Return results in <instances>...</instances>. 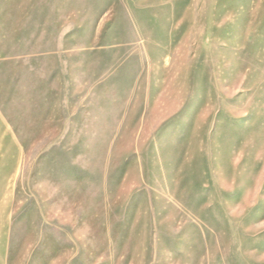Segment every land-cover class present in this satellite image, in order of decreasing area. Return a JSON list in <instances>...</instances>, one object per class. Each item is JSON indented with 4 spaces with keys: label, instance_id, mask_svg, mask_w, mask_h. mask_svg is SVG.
<instances>
[{
    "label": "rangeland",
    "instance_id": "374dc122",
    "mask_svg": "<svg viewBox=\"0 0 264 264\" xmlns=\"http://www.w3.org/2000/svg\"><path fill=\"white\" fill-rule=\"evenodd\" d=\"M0 264H264V0H0Z\"/></svg>",
    "mask_w": 264,
    "mask_h": 264
}]
</instances>
